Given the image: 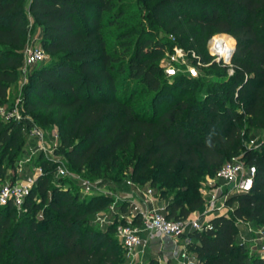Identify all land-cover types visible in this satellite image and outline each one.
<instances>
[{"label": "trees", "instance_id": "16d2710c", "mask_svg": "<svg viewBox=\"0 0 264 264\" xmlns=\"http://www.w3.org/2000/svg\"><path fill=\"white\" fill-rule=\"evenodd\" d=\"M113 6L110 0H30L27 10L22 0H0V104L18 78L29 12L55 57L29 74L26 104L32 111L53 110L60 120L59 152L71 167L113 179L131 169L133 180L158 186L162 198L165 190L181 188L165 206L167 217L184 218L204 207L201 179L245 151L257 165L253 189L231 195L227 203L237 205L213 217L211 227L193 230L189 247L206 264H264L237 239L240 219L264 225V142L244 147L253 131L264 130V0H158L153 6V16L205 62L213 60L207 42L214 34L236 38L231 65L206 67L224 79L168 76L161 64L167 43L153 31L132 37L135 27L121 29L118 44L125 49L112 50L102 14ZM122 14L109 13L107 23ZM132 81L154 92L149 101L132 103ZM26 123L31 119L9 124L0 118V183L3 160L23 145ZM41 164L45 170L23 210L0 205V264H123L115 223L93 221L112 198L83 195L62 177L54 182L56 164L47 158ZM149 264L160 263L152 257Z\"/></svg>", "mask_w": 264, "mask_h": 264}, {"label": "rangeland", "instance_id": "374dc122", "mask_svg": "<svg viewBox=\"0 0 264 264\" xmlns=\"http://www.w3.org/2000/svg\"><path fill=\"white\" fill-rule=\"evenodd\" d=\"M22 1L24 2L28 10L30 0ZM110 1L114 5L111 12L119 11L120 9L123 10L122 16H119V18L117 17L118 19L114 24H108L106 20L107 15L111 12L104 11L102 14V20L104 21L103 31L109 37V43L112 50L116 49L118 51H123L125 49V45L118 44L120 43V38H118L119 31L126 27H135L137 30L132 37H137L138 34L143 31H153L155 39H161L167 43L166 52L161 57V64L162 62L168 60L169 55H173L175 53L178 54L179 51H182L184 55L187 56L190 60L192 59L193 55L191 51L179 43V41L174 37L171 31L164 26V23L162 21H158L153 16L152 8L158 0ZM42 37V24L36 21L28 12L27 35L22 48L23 55L24 49L27 46H39L45 50L46 59L36 64L26 66L23 57L21 66L19 67L18 78L17 80L9 84L8 95L3 99L2 103L0 104V118L5 123L11 124L14 121L20 122L25 121L26 119H31L32 121L31 126H28L27 123L23 126L24 142L21 148H15L3 160V165L6 170L1 179L2 181L0 183V187L3 183L7 181H13L15 179H24L27 175L32 174L34 172L36 166H43L41 164V158H47L52 160L57 167L59 164L61 168L66 171L65 174H62L60 171H57V168L52 178V181L57 182V179L62 177L65 179V185H72V187L75 186V188H78L81 191L82 179L88 178L96 185V193L94 194L107 193L106 195H109L112 199L116 198L117 196H122L124 198L125 210H122V207L120 209V211L123 212L122 214H124V216H128L130 210L133 209L132 205L130 204L131 199L133 197L135 200L139 201L144 199L145 192L149 188L153 190L156 201L162 200L164 203H166L168 199L176 198L180 193L178 191H180L179 189L181 188H176L175 190H165L166 198H162L160 196V194L162 193V189H159L158 186H153L149 182L143 183L133 180L131 176V169H128V171L125 172V175H123L119 179H113V174L94 175L85 170L78 171L71 167L66 154L63 152H59V149L61 148V136L59 131L60 120L56 119L53 110L48 111L45 109H38L32 111L26 104L25 86L29 82V74L34 70L35 67L39 66L41 63L48 62L53 57H55V55H52L48 50H46L42 42ZM222 38H231V46L232 48L234 47L235 40L231 36H226ZM208 44L209 40L207 42V45ZM206 67L210 66H200V75L205 76L207 74L208 77L219 79H224L226 77L225 75L220 76L219 73L212 74L211 72L207 71ZM192 92L193 90H190V94ZM129 93L134 96L132 103L135 106H139L144 102L149 101L154 94L152 90H148L143 84L138 83L136 81H132L130 83L128 95ZM33 128H38L44 133V143L42 142L44 148H41V140H39V138L33 133ZM262 133L263 129L253 131L250 134V138L246 140L244 147L248 148V143H250L251 138L260 139ZM15 153H17L18 155L16 157L15 163H13L14 160L11 159L13 158ZM241 154L242 153L238 155ZM44 170L45 169L43 167V172ZM217 185H223V187L225 186L222 181L215 180L214 174H207L206 176H204V178L201 179L199 189L200 193L205 199L204 207L201 210L192 212L190 215L191 217L201 216V214L205 210L209 196L213 194L214 188ZM138 195H141L142 199H139ZM237 203V200L231 204L227 203L226 208L223 210V213L229 214L234 208V206L237 205ZM108 205L109 204H107L104 209L108 207ZM22 207L23 206L18 207L19 210L22 211ZM39 214L40 216L42 215L41 212ZM122 214H119V216H122ZM202 221H204L205 223V218H202ZM250 227L255 231H251V233H249ZM242 236L251 238L250 241L247 240L246 245L249 249V252L257 253L258 248L260 247V243L264 241V225L257 224L251 220L239 222V234L237 236V239L241 240ZM258 236L261 238V241L256 239V237ZM165 248L171 249L169 245L165 246ZM171 253L172 250H168V252H166L165 254H161L156 251V249L150 248L145 254L141 264H149V261L152 257L158 259L160 264H167L168 258ZM138 264L140 263L138 262Z\"/></svg>", "mask_w": 264, "mask_h": 264}, {"label": "built area", "instance_id": "2783aa9c", "mask_svg": "<svg viewBox=\"0 0 264 264\" xmlns=\"http://www.w3.org/2000/svg\"><path fill=\"white\" fill-rule=\"evenodd\" d=\"M224 35H230L235 40L236 38L230 33H216L209 39L208 50L213 56V61L222 64L232 63L234 47L230 49L229 54L222 51H228L227 44L222 41ZM175 37V36H174ZM193 57L190 60L182 51L169 55L167 61L162 62L165 73L168 76H174L178 73H185L192 77L200 75V66H206L212 62H205L200 55L191 52ZM24 63L26 66L36 64L46 59V52L39 46H27L24 49ZM234 73V69L229 67L228 76ZM33 133L41 140V148L44 143V133L33 128ZM264 142V130L260 137L251 138L246 149H258ZM244 153L235 155L231 159L226 160L214 174L215 180L222 181L223 185H217L214 188L213 194L209 196L205 210L201 216L184 217V218H169L166 214L165 205H157L153 190L149 188L145 192V198L142 200L131 199L130 204L133 209L130 210L128 216H124L125 200L122 196L113 198L108 207L96 211L93 221L101 227H106L109 224L116 226V235L122 243L126 251V260L123 264H141L148 249L152 244H158L165 237L174 239L177 254L174 256L173 264H206L200 260L195 253L190 250L189 243L192 241L190 233L193 230H205L211 227V219L218 214H224L227 199L236 193H249L255 183L257 173V165L255 162H249ZM57 171L65 174L66 171L58 164ZM43 173V166H36L32 174L27 175L24 179H15L7 181L0 187V204L13 203L17 207L23 206L27 196L30 194L32 187L37 181L40 174ZM96 185L88 178L82 179L81 193L83 195H92L95 192ZM107 194V193H106ZM119 202V203H118ZM119 214L122 216H119ZM205 218L206 222L202 221ZM240 219L239 222H244ZM238 222V224H239ZM249 233L255 231L251 227ZM256 239L261 241L258 236ZM251 240L249 237L242 236L241 241L246 243ZM257 253L264 257V241L260 243Z\"/></svg>", "mask_w": 264, "mask_h": 264}, {"label": "crops", "instance_id": "0c3cea01", "mask_svg": "<svg viewBox=\"0 0 264 264\" xmlns=\"http://www.w3.org/2000/svg\"><path fill=\"white\" fill-rule=\"evenodd\" d=\"M139 196V199H142L141 198V195H138ZM158 205H165V203L162 201V200H159L156 202ZM168 238V239H166ZM169 245L171 247L170 248H165V246ZM153 249H156V251H158L159 253L161 254H165L166 252L171 251L172 250V253L170 254L169 258H168V262H171L173 264V259H174V256H176L177 254V248H176V244H175V241L174 239L170 238V237H165L162 241L158 242V244H152V247Z\"/></svg>", "mask_w": 264, "mask_h": 264}, {"label": "bare ground", "instance_id": "6f19581e", "mask_svg": "<svg viewBox=\"0 0 264 264\" xmlns=\"http://www.w3.org/2000/svg\"><path fill=\"white\" fill-rule=\"evenodd\" d=\"M222 41H224L226 44H227V46H228V51H225L224 49H222V51L223 52H225V54L227 55V54H229V52H230V48H232V39L231 38H229V39H227V38H223L222 39Z\"/></svg>", "mask_w": 264, "mask_h": 264}, {"label": "water", "instance_id": "95a60500", "mask_svg": "<svg viewBox=\"0 0 264 264\" xmlns=\"http://www.w3.org/2000/svg\"><path fill=\"white\" fill-rule=\"evenodd\" d=\"M235 48H236V45H235V47H234V50H235Z\"/></svg>", "mask_w": 264, "mask_h": 264}]
</instances>
